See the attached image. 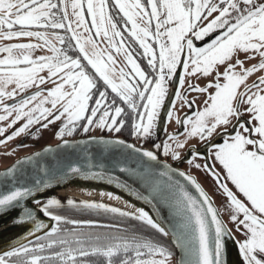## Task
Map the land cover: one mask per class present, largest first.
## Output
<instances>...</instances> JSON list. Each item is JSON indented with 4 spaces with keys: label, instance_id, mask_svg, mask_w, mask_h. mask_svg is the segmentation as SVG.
<instances>
[{
    "label": "snow or ice",
    "instance_id": "1",
    "mask_svg": "<svg viewBox=\"0 0 264 264\" xmlns=\"http://www.w3.org/2000/svg\"><path fill=\"white\" fill-rule=\"evenodd\" d=\"M205 38L209 39L203 46L196 44ZM20 40L37 43L0 45V122L11 117L9 128L25 122L0 139V145L29 133L33 125H39V131L62 121L54 134L62 141L58 148L73 149L76 159L57 166L60 175L106 178L108 183L126 188L115 173H128L130 179L144 185L153 200L171 208L172 218L166 228L143 208L127 203L132 211L71 199L66 201L68 206L103 210L138 221L164 237L171 236L172 246L180 253L175 264H228L226 240L236 245L241 264H264V0H0V41ZM38 48L51 54L34 58ZM114 53L123 57V66L117 64ZM137 58L146 60V68ZM252 59L257 63L244 67ZM258 72L262 74L247 84ZM210 75L214 83L205 87L188 83L184 87L187 77ZM48 82L53 86L43 89ZM33 87L37 89L34 94L30 92ZM210 88L214 91L202 109L176 119L182 131L168 133L165 126V139L157 142L162 113H166V121L174 119L177 101L191 109L195 101H188L187 94ZM7 100L12 103H5ZM241 105L250 116L246 122L239 120ZM233 117L237 123L230 132ZM221 127L222 134L217 132ZM125 128L136 141L151 140L152 147L146 149L120 138L118 134ZM93 129L112 135L90 136L80 144L64 140L77 130L88 134ZM4 132L0 128V136ZM214 134L221 135L223 142L213 143ZM190 138L206 142L211 159L222 168L223 179L207 163L209 157H203L204 170L227 200L230 222L237 231L243 228L242 241H235L200 186L168 163L181 161L180 150ZM81 146L82 152L75 153ZM189 154V165L200 158L195 148L189 149ZM33 158L17 161L0 173V214L19 207L21 212L13 223L30 224L24 240L35 237L37 243L11 245L0 252V264H171V248L137 234L135 229L129 232L108 225V231H77L84 223L104 226L52 215L50 210L65 202L55 197L42 201L37 195L52 187L50 181L57 179L56 174L38 167L31 187L20 184L30 175L22 166ZM174 176L188 181L199 200ZM101 195L120 200L113 193ZM29 199L35 209L26 205ZM37 212L56 223L41 222ZM61 223L73 227L61 228ZM43 229L50 230L37 236Z\"/></svg>",
    "mask_w": 264,
    "mask_h": 264
},
{
    "label": "water",
    "instance_id": "2",
    "mask_svg": "<svg viewBox=\"0 0 264 264\" xmlns=\"http://www.w3.org/2000/svg\"><path fill=\"white\" fill-rule=\"evenodd\" d=\"M165 115L166 113H162L160 120H159L160 129H161L160 134H159L160 138L161 137L163 138V133H164L165 125H166ZM223 132L224 131L219 132V133L222 134ZM95 137L108 138V136H95ZM82 139L87 140L88 137H75V138H69V139H64V140H67L70 144H80ZM122 139L128 142L136 143L138 144V146L140 145V143L133 142L125 138H122ZM212 142L222 143L223 140L221 138V135L216 134L215 136H213ZM61 144H62V141L60 140L53 144L44 145L37 150H34L24 156L19 157L18 159L10 163L8 166L1 168L0 173L8 169L10 166L15 164L17 161L25 160L31 156L34 158L29 163L22 166V168L26 170L27 173H29L30 175H27L25 176L24 179H21L20 184L26 183L27 186L31 187L32 179L38 173V167H43L49 174L57 175V179H53L50 181V183L52 184V187H50L48 190H45L39 193L37 195L38 199L43 201L47 198L55 197V198L60 199L62 202H65L62 204H66V201L68 199H71L76 203L88 202V201L72 198L69 195L60 192L59 190L62 189L66 185H72V186L77 185L78 187H80L81 185H84V186L88 185V187L105 188V189L112 190L118 193L120 196L126 198L128 201H130V203L135 208H143L145 211L149 212L153 216V218L156 221H158L162 226L166 228L170 227L169 221L172 218L171 208L163 204V202L161 201L153 200L151 193L145 189L144 185L135 178L130 179L129 178L130 174L128 173H124V174H121L118 172L115 173L121 185H124L125 183L127 184L126 188L117 187L115 182L108 183L106 178L105 179H84L83 177L77 178L75 176H70L68 178H65L63 175H60L57 172V166L63 167L67 161L76 159L75 155L72 154L73 149L71 148L66 149L63 147L58 148V145H61ZM143 147L146 149L151 148L147 146H143ZM45 148H51L53 151L49 153H45L43 151V149ZM191 148H194V147H190L189 149ZM189 149L185 151V157L183 160L181 159V161L179 162H169L168 161V163L171 165V167L174 169L175 172H184L187 176L191 177V179L194 180L196 184L200 186L203 193L209 198V200L212 202L213 207L218 212L219 219L222 221L223 225L230 231V233L234 237L233 233L231 232L230 228L228 227V225L222 218L217 206L215 205L213 199L209 196L208 192L202 187V185L198 182L197 178L194 175L186 172L184 169L180 167V164L183 161H185L186 159H189L188 158L190 155ZM195 149L197 152L200 153V157L202 158L205 156L209 157V159L207 160V163H209V165L213 167L211 160H210L209 152L204 154V152L207 150L205 147V144ZM81 152H82V146L75 148V153H81ZM36 153H40L39 157H35ZM160 159L162 161L164 160L161 157ZM203 160L204 162H206L204 158ZM81 166H83V164ZM103 167L104 166L102 165L101 168ZM174 179L178 181L180 184H182L185 187V189L189 191L191 195H193L195 198H197V200H199V194L196 192L195 188L188 181L184 180L182 177H179V176H174ZM140 197H147V199H141ZM149 201H152V202H149ZM25 203L29 208H33V209L36 208V205L32 202V199L27 200ZM20 212H21V209L19 207H16V208H12L0 214V252L4 250H9L10 246L13 244H18L20 242L27 244L35 240V237H28V240H24V237L27 234L28 229L31 227L30 224L25 223L22 225H15L13 223V219L17 217L20 214ZM36 216L41 222L45 224L52 225L56 223L55 221H52L49 217H45L43 213L37 212ZM48 230L50 229H43L41 230V232L37 233L36 235L42 236L44 232ZM167 239L169 241L170 246L174 250V264H175V258L179 256L180 253L172 246L171 236H168ZM235 241L237 240L235 239ZM226 246H227L226 258H227L228 264H241V260H240L236 245L231 240H226Z\"/></svg>",
    "mask_w": 264,
    "mask_h": 264
},
{
    "label": "rangeland",
    "instance_id": "3",
    "mask_svg": "<svg viewBox=\"0 0 264 264\" xmlns=\"http://www.w3.org/2000/svg\"><path fill=\"white\" fill-rule=\"evenodd\" d=\"M208 39L209 38H205L204 41H197L196 44L197 45H200V46H203V43L207 42ZM16 42H22V43H27V42L37 43V41H35V40H32V41L20 40V41H0V44L2 45L4 43H16ZM50 54L51 53H49L47 51V49H39L38 48V49L34 50L33 57L35 58V57H38V56H41V55H50ZM239 58L241 60H244V56L243 55H241ZM255 61H256V59H252V60L247 61V63H245V65H244V67H249V66H251L253 64H256L257 62H255ZM122 64H123V57L120 56V63L118 65H122ZM126 71H130V69H126ZM182 71L183 70L181 69V73H182ZM221 71H223V69H221ZM236 71L239 72L241 70L239 68H237ZM261 74L262 73H259V72L258 73H254L251 77H249V79L247 80V83L250 85ZM210 82H213V83L215 82L214 79H213V75H210L208 77H203V76L197 77V76H193V77H187L186 78L185 85L187 86L188 83H191V84H195V85H197L199 87H205ZM223 82L224 81L221 78L220 79V83H223ZM52 86L53 85L50 82H48V83L44 84L41 87L43 89H48V88H51ZM35 89L36 88L33 87L32 89H30V91L35 90ZM213 91H214V89H211L210 88V89H208V92H204V93H200V94L203 97V99L206 100L208 94L210 92H213ZM196 94H197V97H198V93H196V92H189L187 94L188 100L194 99L196 97ZM5 103H9L10 104V101L7 100V101H5ZM204 106L205 105L203 104L202 108ZM45 107H50V105H45ZM241 111H243V107L241 108ZM1 123H6V121H2V122H0V124ZM61 125H62V121H57L54 124H51L47 129H40L39 131H37V129L39 128V125H33L32 128H31V130H30V132L27 133V135H25V137L23 135L21 137H18L17 140H16V138H14L13 140L8 141L6 144L0 145V149H4L7 152H10V150H11L12 151V157H13V156H20V155L23 154V152H27V148L24 147V144L25 143H26L25 146L31 147V148H36V149H38V148H40V147H42V146H44L46 144L49 145L51 143H54L57 140V138L55 137L54 134L61 127ZM19 127H20V125L15 126L14 128L16 130V128H19ZM12 132H13V130L9 128L8 132H6V133L3 134V136H2L3 138L2 139H4L8 135H11ZM33 136H35L36 138L34 139ZM164 138H165V136H163V138L162 137L161 138L159 137V139L157 140V142L162 141V139L164 140ZM180 139H183V137H180ZM197 139L198 138H190L188 140V142H187V144L185 146L186 151L190 147L198 148L197 145L199 144L200 141L198 142V144H196ZM14 140H16V141H14ZM17 141H19V142L17 144H15L16 146L14 148H11V145L13 143H16ZM150 143H152L151 140H149L147 143H144V144L146 145V144H150ZM36 146H39V147H36ZM180 153H181V157H182V160H183L184 157H185V150H183V149L180 150ZM163 158L165 159L164 156H163ZM210 160H211V163H212L213 167L218 172H220V174L222 176H224L223 170L220 167V165L218 163H215L211 159V157H210ZM5 163H6V161H0V165H4ZM196 164L201 165V167L199 169L196 168L195 167ZM204 164H205V162H204L203 158L200 157V158H195L192 165H189L186 162V160H185V161H183L180 164V166H181L182 169L187 170L188 173L194 175L197 178L198 182L202 185V187L208 192L209 196L213 199V201H214L215 205L217 206V208H218V210H219L222 218L224 219V221L226 222V224L228 225V227L232 231L235 239L237 241H242L244 239V236L241 235V232L243 231V228L241 227V230L240 231H237L236 225L234 223L230 222L231 212H230V210L227 207V200L224 197L222 191L216 185V183L213 180V178L210 175H208L207 172L204 170V168H203V165ZM224 183L226 184V186L229 188L230 191H233V193L236 194L237 197L243 201V197L240 196L236 192L234 186L229 181H227L226 179H224ZM240 218H242V216ZM171 264H174V256L172 258Z\"/></svg>",
    "mask_w": 264,
    "mask_h": 264
},
{
    "label": "flooded vegetation",
    "instance_id": "4",
    "mask_svg": "<svg viewBox=\"0 0 264 264\" xmlns=\"http://www.w3.org/2000/svg\"><path fill=\"white\" fill-rule=\"evenodd\" d=\"M116 13L115 12H113V15H115ZM41 31H43V29L41 30ZM48 31H51V30H48ZM57 31V33L58 34H61V35H64V33H63V31L62 30H56ZM1 45V44H0ZM137 48H138V45L136 46ZM72 55H75V53H72ZM114 55H116L115 53H114ZM116 59H117V64H119L120 63V56H118V55H116ZM138 59V62L141 64V66H142V68H146V60H143V59H139V58H137ZM255 62H257V60L255 61ZM120 66H123V64L122 65H120ZM181 74V72L180 73H178L177 74V76H179ZM248 84V83H247ZM188 86V85H187ZM187 86L186 85H184V87H186L187 88ZM37 91V89H35V90H32V91H30L31 93H35ZM110 91V90H109ZM196 93H198V97H197V94H196V97L194 98V99H190V100H188V98H187V100L188 101H195L194 102V104H193V106H192V108L191 109H189L186 105L185 106H181V102H179V101H177V103H176V106H175V108H174V119H172V120H169V121H166V129H167V132L168 133H173V132H176V131H182V129H179L178 128V126H177V124H176V119L177 118H180V119H182L184 116H185V114H188V115H192V114H194L196 111H198V110H200L201 108H202V106H203V104H204V99H203V97L201 96V94L199 93V92H196ZM26 94H28V93H25V95ZM17 99H18V97H17ZM8 101H10V104L12 103V101L11 100H8ZM0 107H2V106H0ZM243 107V111H241V108ZM246 106L245 105H241L240 106V111H241V113H242V115L240 116V118H239V120H240V122H246V121H248L249 119H250V116L247 114V113H245L244 112V108H245ZM0 114H3V113H0ZM11 117L9 118V120H6V123H1L0 124V128H4L5 129V132L4 133H6V132H8V130H9V127H8V124L10 123V121H11ZM125 120H126V122H127V117H125ZM25 121L24 120H21V121H18L15 125H13L10 129H12L13 131H15V126H18V125H22L23 123H24ZM237 123V121H236V118L235 117H233L232 118V124H230L229 126H228V130L231 132V131H233V125H235ZM249 127H251V125H249ZM17 129V128H16ZM222 131H224V128L223 127H221V128H218V130H217V132L219 133V132H222ZM24 135V137H25V135H27V134H22L21 136H23ZM110 135H112L111 133H108L106 130L105 131H100V130H95V129H93L92 131H90L88 134H84V133H82V131H80V130H77V131H75L74 133H73V135L72 136H67V135H65L64 136V139H69V138H75V137H89V136H110ZM120 137H122V138H125V139H128V140H130V141H133V142H137V143H140V144H142L143 146H147V147H152V143H150V144H144L142 141H136L134 138H132L130 135H129V128H125V129H123L122 130V132L120 133V134H118ZM216 135V134H215ZM214 135V136H215ZM21 136H19V137H21ZM163 136H165L164 135V133H163ZM23 137V138H24ZM3 137L2 136H0V139H2ZM18 139V137H16V140ZM16 140H14V141H16ZM58 141H60V140H56L54 143H56V142H58ZM200 140L199 139H197V142H196V144H198V142H199ZM19 141H17L16 143H13L12 145H11V148H14L16 145L15 144H17ZM206 143V142H205ZM205 143H202L201 141L199 142V144L197 145V147H199V146H201V145H204ZM20 144V143H19ZM29 144V143H28ZM51 144H53V143H51ZM26 145V143L24 144V147H26L27 148V152H23V154L22 155H20V156H13L12 157V151L10 150V152H7V151H5L4 149H0V161H6V163L4 164V165H0V169L1 168H4V167H6V166H8L10 163H12L14 160H16V159H18L19 157H21V156H24V155H26V154H28V153H30V152H32V151H34V150H37L36 148H31V147H27V146H25ZM47 145V144H46ZM36 147H39V146H36ZM196 147V146H195ZM39 149V148H38ZM183 150H185L186 151V148L185 149H183ZM206 153H208V151L206 150L205 152H204V154H206ZM209 156H210V154H209ZM162 159H164L163 158V156L161 155L160 156ZM189 159L190 158H192L190 155H189V157H188ZM165 160V159H164ZM169 162H173V161H171V160H168ZM181 167V166H180ZM185 170V169H184ZM186 172H188L187 170H185ZM220 173V172H219ZM222 176V175H221ZM223 177V176H222Z\"/></svg>",
    "mask_w": 264,
    "mask_h": 264
},
{
    "label": "trees",
    "instance_id": "5",
    "mask_svg": "<svg viewBox=\"0 0 264 264\" xmlns=\"http://www.w3.org/2000/svg\"><path fill=\"white\" fill-rule=\"evenodd\" d=\"M52 215H60L65 219H72L80 222H92L96 225H102L104 227H89L87 223H84L81 227L77 228V231H108V225H116L122 229H127L131 232L133 229L136 230L137 234L143 233L146 236L153 237L155 240L159 241L165 247H172L169 244L167 237L151 230L146 226H143L140 222L132 220L130 218H121L112 213H105L103 210H83L75 207H70L67 204H62L61 208L51 209ZM61 228H72L73 225H65L61 223ZM37 243L36 239L27 243L35 244ZM173 251V249H172Z\"/></svg>",
    "mask_w": 264,
    "mask_h": 264
},
{
    "label": "bare ground",
    "instance_id": "6",
    "mask_svg": "<svg viewBox=\"0 0 264 264\" xmlns=\"http://www.w3.org/2000/svg\"><path fill=\"white\" fill-rule=\"evenodd\" d=\"M60 192L69 195L72 198H76L79 200H84L88 202H96V203H103L109 207H117L124 211H132V208H127L126 203L130 204L126 198L120 196L118 193L100 187H88V185H81L78 187L77 185H66L62 189L59 190ZM101 193H113L116 196L120 197V200L110 199L107 195H101ZM133 206V205H132ZM134 207V206H133Z\"/></svg>",
    "mask_w": 264,
    "mask_h": 264
}]
</instances>
